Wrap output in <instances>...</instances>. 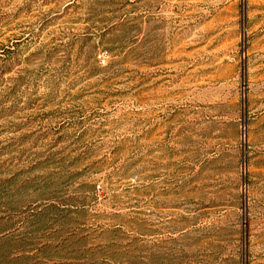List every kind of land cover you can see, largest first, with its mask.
Returning <instances> with one entry per match:
<instances>
[{"label":"rangeland","instance_id":"rangeland-1","mask_svg":"<svg viewBox=\"0 0 264 264\" xmlns=\"http://www.w3.org/2000/svg\"><path fill=\"white\" fill-rule=\"evenodd\" d=\"M0 264H264V0H0Z\"/></svg>","mask_w":264,"mask_h":264}]
</instances>
